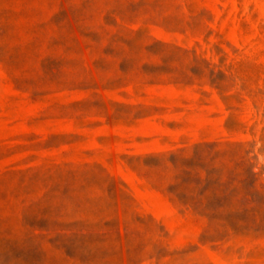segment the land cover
<instances>
[{
    "label": "rangeland",
    "instance_id": "obj_1",
    "mask_svg": "<svg viewBox=\"0 0 264 264\" xmlns=\"http://www.w3.org/2000/svg\"><path fill=\"white\" fill-rule=\"evenodd\" d=\"M0 264H264V0H0Z\"/></svg>",
    "mask_w": 264,
    "mask_h": 264
}]
</instances>
